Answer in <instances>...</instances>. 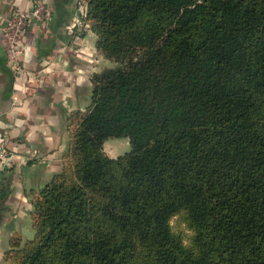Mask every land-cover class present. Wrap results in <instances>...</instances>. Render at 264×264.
Returning <instances> with one entry per match:
<instances>
[{
	"label": "trees",
	"instance_id": "trees-1",
	"mask_svg": "<svg viewBox=\"0 0 264 264\" xmlns=\"http://www.w3.org/2000/svg\"><path fill=\"white\" fill-rule=\"evenodd\" d=\"M85 1L110 65L5 264H264V0Z\"/></svg>",
	"mask_w": 264,
	"mask_h": 264
},
{
	"label": "crops",
	"instance_id": "crops-1",
	"mask_svg": "<svg viewBox=\"0 0 264 264\" xmlns=\"http://www.w3.org/2000/svg\"><path fill=\"white\" fill-rule=\"evenodd\" d=\"M38 2L50 6L53 16L47 24H28L24 70L14 74L1 27L15 7ZM81 21L78 0H0V136L16 155L13 166L0 167V264L15 235L31 234L33 194L62 169L70 116L87 109L92 76L110 65L97 35Z\"/></svg>",
	"mask_w": 264,
	"mask_h": 264
},
{
	"label": "built area",
	"instance_id": "built-area-1",
	"mask_svg": "<svg viewBox=\"0 0 264 264\" xmlns=\"http://www.w3.org/2000/svg\"><path fill=\"white\" fill-rule=\"evenodd\" d=\"M81 11V23L90 27L85 19L87 15V3L85 0H78ZM53 16V10L41 2L36 3L32 8L15 7L1 27L2 43L6 54L7 64L14 74L24 70L23 54L24 44L22 34L31 21L40 24H47ZM16 155L11 153L6 141L0 136V167L7 169L13 166Z\"/></svg>",
	"mask_w": 264,
	"mask_h": 264
},
{
	"label": "rangeland",
	"instance_id": "rangeland-1",
	"mask_svg": "<svg viewBox=\"0 0 264 264\" xmlns=\"http://www.w3.org/2000/svg\"><path fill=\"white\" fill-rule=\"evenodd\" d=\"M118 142V143H117ZM129 150V143L127 139H121L120 141H116L115 143H105L104 144V152L112 157H117L126 151ZM170 223L172 228L176 232H181L184 237V242L188 243V237L191 231L186 227V225L181 221L179 216H174Z\"/></svg>",
	"mask_w": 264,
	"mask_h": 264
}]
</instances>
